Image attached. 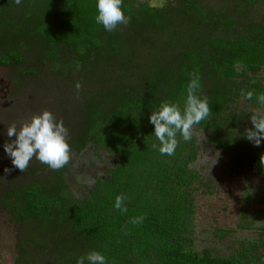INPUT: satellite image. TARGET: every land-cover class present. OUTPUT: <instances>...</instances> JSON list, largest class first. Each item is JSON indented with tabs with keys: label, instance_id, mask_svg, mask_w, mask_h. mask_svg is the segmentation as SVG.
<instances>
[{
	"label": "rangeland",
	"instance_id": "rangeland-1",
	"mask_svg": "<svg viewBox=\"0 0 264 264\" xmlns=\"http://www.w3.org/2000/svg\"><path fill=\"white\" fill-rule=\"evenodd\" d=\"M196 1L206 14L200 21L186 12L179 0H165L159 8L149 7L148 0H123L122 8L130 22L111 32L103 30L100 37L104 45L86 60L72 47L55 43L37 31L45 21L60 24L66 20L67 0L0 2V53L19 49L38 72L22 78L17 74L18 68H0V197L33 182L55 187L59 177L75 198L83 199L91 193L96 179L107 176L115 163L109 153L87 143L81 148L70 147V159L59 170H51L33 158L24 172L13 169L3 176L5 168H12L3 150V145L10 142L6 136L9 126L19 130L34 115L49 110L57 121H63L69 137L86 105L100 106L107 96L128 90L153 98L152 93H146L149 76L194 37L233 38L248 35L255 26L264 28V0H254L252 4L246 0ZM145 8L154 10L157 21L151 20ZM76 58L81 64H74ZM56 64L60 65L56 68ZM77 83L81 85L79 91ZM240 83L239 80L236 84ZM231 109L248 116L239 128V133L246 135L252 127V113L260 109L243 98L233 101ZM191 132L198 147L191 166L204 180L195 184L192 244L199 252L211 249L216 255L227 256L240 242L260 237L264 227V180L251 169L230 177L228 157L208 140V131L192 128ZM137 183L138 192L150 197L145 192L146 179L141 177ZM72 219L67 213L63 222L54 221L55 224L52 220L45 230L36 224L24 227L0 204V264H77L79 257L92 251L101 252L107 264H149L137 251L128 252L133 250L132 242L122 247V252L107 251L84 236L86 228L79 219ZM248 224L252 226L247 227ZM217 228L233 229L234 233L221 239L216 236ZM37 229L42 235L36 243L32 235L39 233ZM52 232L57 236H52Z\"/></svg>",
	"mask_w": 264,
	"mask_h": 264
},
{
	"label": "trees",
	"instance_id": "trees-1",
	"mask_svg": "<svg viewBox=\"0 0 264 264\" xmlns=\"http://www.w3.org/2000/svg\"><path fill=\"white\" fill-rule=\"evenodd\" d=\"M179 1L196 21L205 18L198 1ZM145 10L151 20L157 21L154 10ZM65 14L63 23L45 21L37 31L55 43L72 47L86 60L104 45L100 37L104 28L95 19L96 0H67ZM80 62L78 58L74 60V64ZM2 67L18 68L17 74L22 78L38 74L16 48L0 53ZM263 73V27L255 26L248 35L240 37H194L149 76L146 93H152L153 98L119 91L107 96L105 104L91 103L82 111L74 134L68 137L70 147L92 143L115 159L108 175L96 179L88 197L75 198L64 180L56 177L55 187L41 182L23 184L1 196L0 204L22 226L36 224L41 230L52 220L63 222L69 213L81 221L86 228L83 234L90 241L116 252L124 251L121 248L132 242L133 250L128 252L137 251L149 264H264V227L258 240L240 242L227 256L216 255L211 249L199 252L194 248V190L195 184L204 181L191 166L197 158V139L192 132L188 141L177 134L174 154L162 155L154 126L149 122L151 113L163 103H174L183 111L189 81L198 78L196 94L207 98L211 111L193 128L208 131V140L228 157L230 177L251 169L264 180V141L255 147L245 139L239 128L248 116L231 109L233 101L243 98L253 108L264 110V105L257 102L264 95ZM141 177L146 179L145 192L150 197L138 192ZM117 196L124 197L122 207L127 211L114 207ZM136 220L140 222L134 223ZM233 233V229H216V236L221 239ZM34 234L37 243L42 231ZM52 236L57 235L52 232Z\"/></svg>",
	"mask_w": 264,
	"mask_h": 264
},
{
	"label": "clouds",
	"instance_id": "clouds-1",
	"mask_svg": "<svg viewBox=\"0 0 264 264\" xmlns=\"http://www.w3.org/2000/svg\"><path fill=\"white\" fill-rule=\"evenodd\" d=\"M22 0H16L20 4ZM165 0H148L149 7H163ZM123 0H96V23L103 26L105 31H114L118 25H127L130 17L125 15L122 8ZM81 85L76 84L79 91ZM199 88L198 78L191 79L187 88V97L183 111L174 103H163L158 111L149 116V122L154 126V135L159 141V151L162 155H173L177 147V134L185 141L191 139V130L194 125L205 120L211 111L207 98L196 94ZM251 93L248 99H251ZM257 102L264 105V95L257 98ZM252 127L246 130V138L255 147H260L264 141V110L252 113ZM68 129L63 121H57L49 110L34 115L31 120L17 130L16 126H9L6 136L10 142L3 145L4 153L11 160L12 168H5L7 176L13 169L24 172L33 158L47 165L51 170L64 167L71 154L68 142ZM14 137V139H12ZM123 196H117L114 207L121 211ZM139 223V220L133 221ZM107 264L106 257L99 251H92L77 259V264Z\"/></svg>",
	"mask_w": 264,
	"mask_h": 264
}]
</instances>
